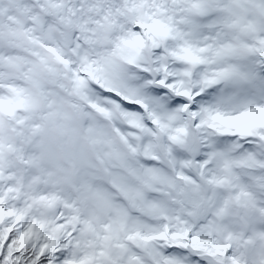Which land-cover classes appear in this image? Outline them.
<instances>
[{"label":"snow or ice","instance_id":"1","mask_svg":"<svg viewBox=\"0 0 264 264\" xmlns=\"http://www.w3.org/2000/svg\"><path fill=\"white\" fill-rule=\"evenodd\" d=\"M0 264H264V0H0Z\"/></svg>","mask_w":264,"mask_h":264}]
</instances>
